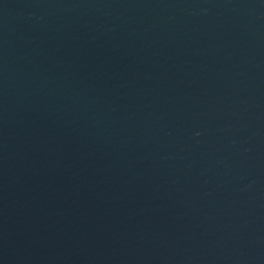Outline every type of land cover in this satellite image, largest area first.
<instances>
[{"label":"water","instance_id":"obj_1","mask_svg":"<svg viewBox=\"0 0 264 264\" xmlns=\"http://www.w3.org/2000/svg\"><path fill=\"white\" fill-rule=\"evenodd\" d=\"M0 264H264V0H0Z\"/></svg>","mask_w":264,"mask_h":264}]
</instances>
